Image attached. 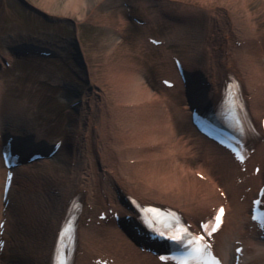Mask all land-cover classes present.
<instances>
[{
    "label": "bare ground",
    "instance_id": "bare-ground-1",
    "mask_svg": "<svg viewBox=\"0 0 264 264\" xmlns=\"http://www.w3.org/2000/svg\"><path fill=\"white\" fill-rule=\"evenodd\" d=\"M227 2L235 5L234 0ZM228 6L219 4L209 16L211 32L205 28L201 33L211 36L205 45L182 55L168 50L171 42L166 37L147 32L151 43L146 46L161 53L156 61L159 92L142 79L137 67L127 71L117 62L109 70L118 81L105 89L107 96L95 83L83 46L77 45L76 58L88 87L71 105L77 116L67 138L61 130L48 136L35 104L23 100L3 111L0 86V222L11 219L15 226L13 235L5 230L0 234V264H57L60 257H66L63 264H174L152 252L166 242L160 236L150 238L139 210H166L201 232L218 207L224 209L221 226L206 235L214 253L225 264H264V46L263 40L262 47L255 48L246 34L239 36ZM161 13L186 23L177 28L186 41L199 35L200 30L187 26L189 16L182 12L162 10L154 19H134L149 28ZM218 14H224L223 21ZM248 20L245 24L255 30L254 17ZM23 38L5 40L0 68L22 57H57L61 51V45ZM150 39L161 43L155 46ZM246 51L260 56L254 65ZM62 78L56 76L49 84L72 90L71 82ZM179 91L185 93L188 114L168 94ZM60 93L51 91L47 97L52 101ZM195 110L210 115L199 117ZM174 116L188 120L180 144L172 128ZM247 116L255 121L250 142L247 126L233 127V118L243 126L239 119L247 122ZM219 124L227 129L224 141L204 135L208 130L214 134ZM235 130L245 140L238 147H252L249 154L241 150L239 158L227 148L236 145ZM63 163L68 164L67 172L60 170ZM40 164L48 167L29 168Z\"/></svg>",
    "mask_w": 264,
    "mask_h": 264
},
{
    "label": "rangeland",
    "instance_id": "rangeland-1",
    "mask_svg": "<svg viewBox=\"0 0 264 264\" xmlns=\"http://www.w3.org/2000/svg\"><path fill=\"white\" fill-rule=\"evenodd\" d=\"M234 1L232 3L235 5L229 4L227 0H0V55L7 51L5 40L17 36L19 41L25 37L34 40V43L40 41L52 47L61 45L57 57L39 56L36 59L22 57L20 60L15 59L8 64L5 63L0 68V86L3 89L2 109L6 111L10 108V104H19L24 102L23 100L31 104V107L35 104L37 118L40 122H45L42 125L44 124L48 136L56 135L61 130L63 136L67 138L75 125L73 118L77 116V110L71 105L75 98L83 97L88 87L86 73L76 58V52L79 51L77 45L83 46L95 76V83L100 89H104L105 93L108 91L105 89L110 88L115 80L118 81L116 74H112L109 70V67L117 62L127 71L133 69V66L137 67L138 69H135L140 72L142 79L151 89L159 92L161 89L157 81L160 69L156 61L161 53L156 48L146 46L151 43L145 38L147 32L156 37H166L165 41L171 42L166 44L168 50L177 55L191 52L196 47H203L205 41L211 37L210 34H202L205 28L209 29V16H214L215 8L222 3L231 8V12L228 10L229 15L239 36L244 37L246 34L245 37L250 38L248 42L255 48L264 46V0ZM242 5L245 10L242 9ZM162 10H168V13L174 15L182 12L189 16L187 26L190 29L200 30L199 35L186 41L185 37L179 35L177 29L179 25L186 23L174 21L173 17L170 18L162 13L158 19L152 21L149 28L134 19L135 16L137 19L138 17L144 19L146 16L154 19ZM130 12L133 13V17L129 15ZM223 15L218 14L221 21L224 19ZM250 17L251 19L254 17L256 22L255 30L258 32L256 35L249 33L255 30L245 24V21H250L248 20ZM110 23L112 25H109ZM260 40H263L262 46ZM245 53L254 65L258 55H251V51ZM252 67L254 69V66ZM56 76L69 80L74 94L71 93L73 89L65 88L64 85L54 87L49 84V81L55 83L53 80ZM50 90L57 93L62 91L61 97L50 101L47 97L50 95L47 93H51ZM168 94L188 114V110L184 107L185 93L179 91ZM106 95L108 96V93ZM114 98L116 96L112 99ZM45 100H49V105H46ZM171 121L174 122L172 128L176 129L175 140L180 144L182 141L178 137L180 132L188 130V120L186 121L183 116L180 118L174 116ZM67 165L63 163L62 167L59 166L60 170L67 172ZM41 166L42 164L33 165L29 168L32 171L45 169L44 166L47 164ZM5 225L6 235H13L15 230L13 221L9 219Z\"/></svg>",
    "mask_w": 264,
    "mask_h": 264
},
{
    "label": "snow or ice",
    "instance_id": "snow-or-ice-1",
    "mask_svg": "<svg viewBox=\"0 0 264 264\" xmlns=\"http://www.w3.org/2000/svg\"><path fill=\"white\" fill-rule=\"evenodd\" d=\"M223 215V209L218 210V214L214 218V222L211 225H201L202 228L205 229H210L208 231V235H211L213 232L217 231L221 224V218ZM253 219L255 220L256 217L255 215L253 216ZM262 226H264V221L261 222ZM177 225H165L164 228L162 229L160 235L161 238H167L175 243H177L181 248L184 249H190L191 245L193 242H196L197 238L194 233H191L189 231L188 226H183L184 231L177 235L175 234ZM199 242L203 244V247L201 248H196L194 251L196 253L204 252L210 250V245H207L206 243L203 242V238H199ZM239 251V249H238ZM192 254L191 252L189 253V258H177L175 256L173 257H165L161 256L160 259L161 261H175V264H202V262L199 259H192L191 258ZM57 264H63L62 261H57ZM204 264H219L218 260H213L212 262H204Z\"/></svg>",
    "mask_w": 264,
    "mask_h": 264
}]
</instances>
